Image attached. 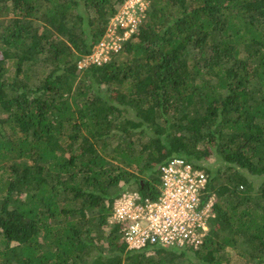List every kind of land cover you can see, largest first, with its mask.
<instances>
[{"label":"trees","instance_id":"1","mask_svg":"<svg viewBox=\"0 0 264 264\" xmlns=\"http://www.w3.org/2000/svg\"><path fill=\"white\" fill-rule=\"evenodd\" d=\"M145 1L78 69L124 0H0V264H264V0ZM177 157L215 198L203 244L127 249L114 201Z\"/></svg>","mask_w":264,"mask_h":264},{"label":"built area","instance_id":"2","mask_svg":"<svg viewBox=\"0 0 264 264\" xmlns=\"http://www.w3.org/2000/svg\"><path fill=\"white\" fill-rule=\"evenodd\" d=\"M145 0H124L110 19L102 39L80 59L78 69L102 65L136 34L146 10ZM156 199L126 191L112 206L110 222L120 226L121 240L129 250L157 246L196 250L214 217V196L202 203L208 177L183 158H172L158 168Z\"/></svg>","mask_w":264,"mask_h":264},{"label":"rangeland","instance_id":"3","mask_svg":"<svg viewBox=\"0 0 264 264\" xmlns=\"http://www.w3.org/2000/svg\"><path fill=\"white\" fill-rule=\"evenodd\" d=\"M200 164L204 167H213V168H216L217 166H219V162H216L214 157H210L207 161H201ZM261 180L262 178H254L255 184H259ZM229 258H230L229 264H242L243 263L242 261L234 257L232 251L229 252Z\"/></svg>","mask_w":264,"mask_h":264}]
</instances>
